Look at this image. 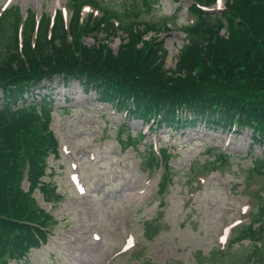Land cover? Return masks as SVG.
Segmentation results:
<instances>
[{"label": "trees", "instance_id": "obj_1", "mask_svg": "<svg viewBox=\"0 0 264 264\" xmlns=\"http://www.w3.org/2000/svg\"><path fill=\"white\" fill-rule=\"evenodd\" d=\"M126 1L127 11L116 14L95 0H69L67 21L60 10L53 20L44 14L36 19L32 12L22 20L17 7L5 9L0 15V87L12 103L42 80L62 76L96 90L125 118L139 119L151 130L200 123L250 131L252 141L264 146V0H224L223 10L215 14L202 7L216 0H184L191 3L188 11L194 19L182 30L186 43L174 68L165 66L163 42L156 36L144 38L155 32L154 24L121 22V17L136 16L140 6L148 8L149 0ZM84 6L91 8L85 18ZM118 33L114 53L110 38ZM86 36L93 45L83 44ZM51 112L46 100L16 111L0 107V264L25 259L54 227L52 215L33 196L38 190L46 202L57 199L50 182L41 180L48 158L59 157ZM133 140L130 136L125 146ZM168 157V150L157 152L151 143L144 161L148 168L163 169L160 193L169 180ZM252 164L250 174L264 176V150ZM258 190L264 192V181ZM257 198L262 211L264 195ZM249 219V225L233 229L232 240L261 238L262 229L254 227L258 218Z\"/></svg>", "mask_w": 264, "mask_h": 264}, {"label": "rangeland", "instance_id": "obj_2", "mask_svg": "<svg viewBox=\"0 0 264 264\" xmlns=\"http://www.w3.org/2000/svg\"><path fill=\"white\" fill-rule=\"evenodd\" d=\"M95 2L116 14L127 11L126 0ZM66 5L69 0H0L2 10L17 7L22 18L30 12L36 19L53 17L59 10L67 16ZM149 5L121 22L154 24L155 32L144 38L163 42L165 66L174 68L186 43L182 30L194 19L191 4L149 0ZM222 8L218 2L211 9L215 14ZM88 11L83 8V18ZM119 36L110 38L111 49H117ZM82 42L94 44L89 36ZM52 90L51 128L60 153L48 158L44 181L57 199L46 203L40 194L34 197L52 215L54 227L44 246L9 264H264V209L257 198L264 195L258 190L264 176L250 174L264 146L252 141L250 131L200 123L151 130L96 101L76 81ZM130 136L134 143L125 146ZM151 143L155 151L169 152L162 193L163 169L144 165ZM250 215L258 218L254 227L262 229L261 238L232 240L233 229L249 225Z\"/></svg>", "mask_w": 264, "mask_h": 264}]
</instances>
